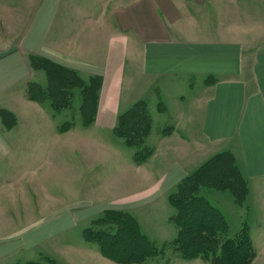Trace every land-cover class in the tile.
I'll use <instances>...</instances> for the list:
<instances>
[{
  "label": "crops",
  "instance_id": "obj_1",
  "mask_svg": "<svg viewBox=\"0 0 264 264\" xmlns=\"http://www.w3.org/2000/svg\"><path fill=\"white\" fill-rule=\"evenodd\" d=\"M31 54L71 67L85 79L102 77L95 118L88 125L83 123L86 140L79 137L78 124L61 130L51 105L28 96V83L42 74L31 66ZM128 61L131 67L132 63L139 67V89L131 75L126 77ZM161 79L178 103L175 124L160 131L155 148L148 142L154 152L146 161L136 162L133 151L118 154L123 168L116 180L127 181V168L136 169L138 176L147 174L148 184L143 178L140 186L144 195L153 202L164 194L169 207L168 193L187 174L229 151L248 182L250 195L262 187L264 0H0V174H13V164L20 158L32 155L34 161L53 153L59 161L46 164L57 166L58 174L75 173V182L80 168H65L66 159L80 160L83 147L100 150L104 163L113 161L115 155L106 143L118 136L119 114L138 100L148 103L147 96L160 91ZM187 96L191 101L183 107ZM75 102L78 112L80 101ZM3 109L10 111L9 117H4ZM162 141L169 153L180 155L165 161V166ZM112 173L107 168L103 172ZM110 179L105 177L101 187L105 193L124 189L121 182L113 186L115 179L109 184ZM2 182L0 187L12 189L13 181ZM58 209L43 219L61 225L50 234H66L80 221L71 208ZM3 239L0 264H13V243L3 247L9 234ZM86 243L85 249L94 248L108 258Z\"/></svg>",
  "mask_w": 264,
  "mask_h": 264
},
{
  "label": "rangeland",
  "instance_id": "obj_2",
  "mask_svg": "<svg viewBox=\"0 0 264 264\" xmlns=\"http://www.w3.org/2000/svg\"><path fill=\"white\" fill-rule=\"evenodd\" d=\"M138 70L137 64L134 66L132 63L131 67L130 61H128L126 77L129 76L127 78L129 79L130 75L132 76L137 89L140 86V72ZM41 73L35 79L46 84L47 76L42 70ZM127 79L125 83H127ZM197 82L195 80L194 85ZM159 86H161L160 91L147 96L148 107L152 116V133L147 136L146 144L148 145L149 142L152 148H155L153 146H156L158 140L161 139L160 131L170 128L171 124H175L176 108H178L173 92L166 87L164 79H161ZM190 101L189 96L185 97L183 107H187ZM46 103L50 105L49 102ZM78 103L77 100L75 104L78 105ZM56 120L60 124L67 120L75 122L82 129L79 137L82 140L87 139V135H84L87 132L80 111L75 112L71 108L64 109L56 114ZM106 145L115 155L113 161L108 160L104 163L101 161L104 154H101L100 150L97 152L94 149H85L83 146L80 160L74 156V159H66L65 168H80L79 172H81L75 182V173L61 172L58 174L57 166H55L56 169H53L54 166L51 167V165L46 164L48 161L51 164L56 160L59 161L53 153L48 157L34 159L36 162L33 161L32 155L18 159V163L13 164V174L2 173L5 164L1 166L0 181H3L2 184H6L4 181L7 179L13 181L12 189L8 185L0 187V240L9 234V239L3 242V247H10V243H13V252L11 253L13 264H119L112 259L103 258L104 256L100 252H96L94 248L91 251L87 250L89 244L84 238L85 228L107 208L123 209L135 217L136 215L139 216L142 230L146 231L155 243L160 246L169 245L165 250L166 252L162 253L163 255L160 254L152 258L148 264H209L206 259L201 257L185 259L174 253L170 243L177 235V227L170 217L176 210L169 203L170 209L168 211L169 207H166L167 204H165V202L168 203L167 197L164 194L160 199L153 202L148 201L149 198L144 195V189L142 190L140 187L143 178L147 183V174L146 176L140 174L138 176L136 169L129 170L127 168L129 172L127 175L124 174V179L127 177V181L116 180L119 174H122H118V170L123 168L122 162L117 161L116 156L118 154L127 156L129 151L131 153L133 151L135 154V147L128 146L123 138L116 135ZM162 145L165 152L163 166L167 164L165 161L167 162L170 158L175 160L177 155L180 157L175 151L169 153L167 143L162 141ZM110 149L109 151H111ZM167 153L168 155H166ZM17 164L19 167L14 168ZM237 166L241 170L238 164ZM106 168L112 169L113 173L111 175L103 174ZM105 177L111 178L109 184L111 180H116L113 186L121 182L124 189L122 191L107 190L105 193L106 190L101 188L105 185ZM260 180H263L262 187L256 189L254 187L255 190L252 195H250L248 185L249 192L243 203L237 202L234 193L229 189L207 187L202 189L204 196L225 215L228 224V238L234 237L244 227L248 228L247 231L251 234L256 249V256L251 264H264V177L259 178ZM67 202L70 205H63V203L68 204ZM68 207L72 209V213H77V217L80 218L77 226L66 234H50L61 228V225L59 222L48 223L43 220L44 217L48 214H57L60 210L58 208ZM45 227L46 231L43 232ZM11 237L13 239H10ZM79 241L84 243L80 244ZM91 244L95 245V248L98 247L96 243ZM70 247H72L71 250L68 249ZM4 256L7 257V255Z\"/></svg>",
  "mask_w": 264,
  "mask_h": 264
},
{
  "label": "trees",
  "instance_id": "obj_3",
  "mask_svg": "<svg viewBox=\"0 0 264 264\" xmlns=\"http://www.w3.org/2000/svg\"><path fill=\"white\" fill-rule=\"evenodd\" d=\"M31 66L42 70L47 83L36 80L28 83V96L38 102H49L54 116L64 109L74 108L80 101L83 123L93 122L99 101L102 77L83 78L77 70L47 57L31 54ZM4 117L10 111L2 110ZM70 120L60 127L67 130ZM152 129L148 103L138 100L118 117L115 133L130 147H135L134 159L146 161L152 149L146 144ZM229 189L239 203L246 200L248 182L229 151L220 152L206 160L199 168L185 176L169 194L176 212L170 217L177 227V235L170 243L174 253L185 259L201 257L209 264H251L256 249L248 228L228 238V224L222 211L202 193L204 188ZM87 241L96 243L100 251L118 263H144L166 252L169 245H158L141 228L133 214L123 209L107 208L85 228ZM127 243V244H125ZM171 248V247H170ZM29 264V263H28Z\"/></svg>",
  "mask_w": 264,
  "mask_h": 264
}]
</instances>
